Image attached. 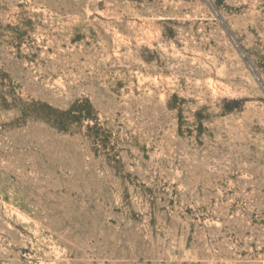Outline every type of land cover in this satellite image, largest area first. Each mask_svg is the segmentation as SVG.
<instances>
[{"label":"rangeland","instance_id":"rangeland-1","mask_svg":"<svg viewBox=\"0 0 264 264\" xmlns=\"http://www.w3.org/2000/svg\"><path fill=\"white\" fill-rule=\"evenodd\" d=\"M0 264H264V0H0Z\"/></svg>","mask_w":264,"mask_h":264}]
</instances>
